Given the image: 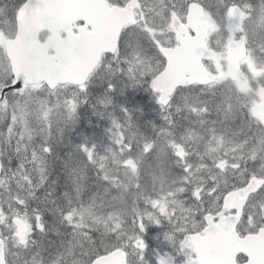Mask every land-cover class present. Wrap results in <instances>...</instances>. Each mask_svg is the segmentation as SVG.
Here are the masks:
<instances>
[{"label": "snow or ice", "instance_id": "obj_1", "mask_svg": "<svg viewBox=\"0 0 264 264\" xmlns=\"http://www.w3.org/2000/svg\"><path fill=\"white\" fill-rule=\"evenodd\" d=\"M150 225L264 264V0H0V264H149Z\"/></svg>", "mask_w": 264, "mask_h": 264}, {"label": "rangeland", "instance_id": "obj_2", "mask_svg": "<svg viewBox=\"0 0 264 264\" xmlns=\"http://www.w3.org/2000/svg\"><path fill=\"white\" fill-rule=\"evenodd\" d=\"M98 87V86H97ZM141 96L140 99L143 101L144 105V117L145 119H151L154 118L155 116H151V114L155 115V111L157 109V105L151 94L148 92L144 91H138L136 93V96ZM139 98V97H138ZM90 115V112L87 110V108H82L81 113H80V118H81V124L77 126L79 130H83L84 128L88 129V132H92V128L88 127V117ZM92 122H93V127L96 126L97 123L100 124L99 128H96L97 133H99L100 136L103 134V127L106 125L104 122H99L96 117H91ZM77 132V131H75ZM99 139V136L97 137ZM166 231L165 228L162 227H157L154 225L148 226L146 229V232L144 233V239L145 242L148 244V249L145 253V258L149 261V264H155V259H154V253H153V248H157L160 251H162V248H167L169 249L167 241L164 240V232ZM154 262V263H153Z\"/></svg>", "mask_w": 264, "mask_h": 264}, {"label": "water", "instance_id": "obj_3", "mask_svg": "<svg viewBox=\"0 0 264 264\" xmlns=\"http://www.w3.org/2000/svg\"><path fill=\"white\" fill-rule=\"evenodd\" d=\"M50 24H51V21L48 20L46 22H42L41 26L42 27H49ZM50 47L51 48H57V44L55 42H49V44H47V45H38V43L35 39V34H33L32 38L28 44L29 55L35 63L42 64L44 59L48 56V49ZM154 251L156 253L158 250L155 249ZM185 259H186V257H185Z\"/></svg>", "mask_w": 264, "mask_h": 264}, {"label": "trees", "instance_id": "obj_4", "mask_svg": "<svg viewBox=\"0 0 264 264\" xmlns=\"http://www.w3.org/2000/svg\"><path fill=\"white\" fill-rule=\"evenodd\" d=\"M138 97L141 98L140 95H139ZM153 102H155V101H153ZM151 116L153 117V116H155V115L151 114ZM69 138L72 139L73 142H75V143L80 142V137H79V135L77 134V132H75V131H73L72 133L69 134ZM64 150H65V149L61 148V151H64Z\"/></svg>", "mask_w": 264, "mask_h": 264}, {"label": "flooded vegetation", "instance_id": "obj_5", "mask_svg": "<svg viewBox=\"0 0 264 264\" xmlns=\"http://www.w3.org/2000/svg\"><path fill=\"white\" fill-rule=\"evenodd\" d=\"M182 260H184V259H182L181 257H177V261L179 262V261H182Z\"/></svg>", "mask_w": 264, "mask_h": 264}]
</instances>
